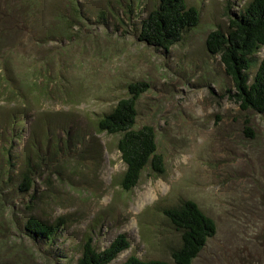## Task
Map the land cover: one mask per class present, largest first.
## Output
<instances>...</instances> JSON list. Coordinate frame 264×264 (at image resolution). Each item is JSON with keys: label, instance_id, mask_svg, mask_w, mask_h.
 <instances>
[{"label": "rangeland", "instance_id": "374dc122", "mask_svg": "<svg viewBox=\"0 0 264 264\" xmlns=\"http://www.w3.org/2000/svg\"><path fill=\"white\" fill-rule=\"evenodd\" d=\"M252 1L186 0L200 22L166 52L139 41L158 0H0V79L11 84L0 100V264H78L87 240L101 252L120 235L130 247L112 264H174L181 233L164 210L187 200L217 226L192 264H264V114L235 102L207 47ZM140 82L150 87L136 128L155 129L165 172L147 168L126 191L120 136L98 123ZM30 218L57 226L54 237H30Z\"/></svg>", "mask_w": 264, "mask_h": 264}, {"label": "trees", "instance_id": "16d2710c", "mask_svg": "<svg viewBox=\"0 0 264 264\" xmlns=\"http://www.w3.org/2000/svg\"><path fill=\"white\" fill-rule=\"evenodd\" d=\"M105 15V12H102L99 19H105ZM199 22V11L189 7L186 0H158L156 9L143 22L139 41L168 52L182 39L185 31L196 27ZM230 22L227 32L219 30L209 35L208 51L212 55L221 56L226 72L234 82L235 91L232 96L241 109L264 114V58L253 78L248 73L257 63V53L264 49V0H253ZM8 87L7 83L0 79L1 102L8 95L11 84ZM149 87L143 82L130 84L129 97L120 100L98 123L100 132L120 136L117 150L126 167L121 182L126 191H131L138 185L143 171L147 168H151L157 175L165 172L164 159L158 154L155 129L152 126L136 128L137 103ZM24 97L27 98L21 93L20 98ZM9 127H4L3 130L15 131L16 129V126H12V129ZM247 129L250 131L249 128ZM12 157L13 155L10 157L11 160ZM33 170L31 163L22 169L23 181L20 185L22 191L32 188ZM164 214L181 233V247L173 252L174 264H192L208 240L215 236L217 232L215 221L206 216L198 205L190 200L184 201L179 207L164 210ZM57 229V226L48 225L36 218H30L25 225L28 235L35 240H50ZM129 247L130 244L125 235H120L101 252L97 251L91 240H87L78 264H112ZM121 264L171 263L161 260L145 261L137 256H131Z\"/></svg>", "mask_w": 264, "mask_h": 264}]
</instances>
